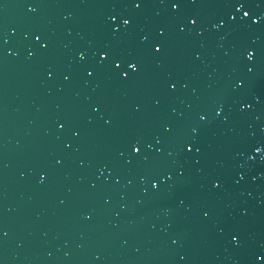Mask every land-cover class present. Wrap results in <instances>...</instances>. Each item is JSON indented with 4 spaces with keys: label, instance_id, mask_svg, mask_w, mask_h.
Segmentation results:
<instances>
[{
    "label": "water",
    "instance_id": "obj_1",
    "mask_svg": "<svg viewBox=\"0 0 264 264\" xmlns=\"http://www.w3.org/2000/svg\"><path fill=\"white\" fill-rule=\"evenodd\" d=\"M0 264H264V0H0Z\"/></svg>",
    "mask_w": 264,
    "mask_h": 264
}]
</instances>
